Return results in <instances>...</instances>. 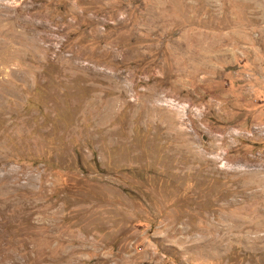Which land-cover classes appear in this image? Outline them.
<instances>
[{
    "label": "rangeland",
    "instance_id": "obj_1",
    "mask_svg": "<svg viewBox=\"0 0 264 264\" xmlns=\"http://www.w3.org/2000/svg\"><path fill=\"white\" fill-rule=\"evenodd\" d=\"M0 264H264V0H0Z\"/></svg>",
    "mask_w": 264,
    "mask_h": 264
}]
</instances>
